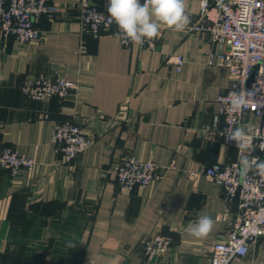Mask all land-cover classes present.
Instances as JSON below:
<instances>
[{
  "label": "crops",
  "instance_id": "0c3cea01",
  "mask_svg": "<svg viewBox=\"0 0 264 264\" xmlns=\"http://www.w3.org/2000/svg\"><path fill=\"white\" fill-rule=\"evenodd\" d=\"M49 2L59 12L38 21L40 41L20 44L0 32V147L35 161L16 176L0 168V264H211L212 246L225 240L238 204L226 208L224 189L205 171L235 162L238 148L201 132L224 126L215 124L217 96L231 77L209 65V34L190 30L201 21L200 1L185 0L183 31L161 25L155 50H127L106 31L83 34L75 0ZM90 2L107 12V0ZM177 55L185 59L179 73ZM38 75L77 82L79 92L28 99L22 88ZM65 122L93 139L71 162L51 143ZM127 156L165 171L126 192L114 169ZM200 215L214 224L198 238L187 229ZM157 235L172 245L149 259L145 243ZM234 264H264L262 241Z\"/></svg>",
  "mask_w": 264,
  "mask_h": 264
},
{
  "label": "built area",
  "instance_id": "2783aa9c",
  "mask_svg": "<svg viewBox=\"0 0 264 264\" xmlns=\"http://www.w3.org/2000/svg\"><path fill=\"white\" fill-rule=\"evenodd\" d=\"M80 7L78 24L83 34L97 36L106 31L115 37L127 50L136 43L125 42L118 35L115 22H109L107 12L99 10L90 0H75ZM201 21L192 26L194 32H207L215 50L209 52V65L228 69L230 81L228 90L217 96L219 119L222 128H202V134H217L225 144L238 148L235 162L209 166L206 176L220 185L225 192L226 208L237 202L238 212L230 221L226 238L215 243L211 250V264H234L236 260L248 256L251 248L262 241L264 247V176L249 171L245 175L239 160L248 155L264 160V0H199ZM143 3V0H141ZM59 9L49 0H1L0 32L6 38H14L20 44L37 42L43 31L37 26L43 17H54ZM157 36L137 44L140 49L155 50ZM176 71H182L185 64L183 56L173 58ZM23 94L31 100L49 101L64 99L78 94L77 82L65 78H51L38 75L22 88ZM233 93H244L246 103L233 110ZM255 117L258 122L252 121ZM238 128H243L248 142L241 148L232 138ZM56 154L62 155L66 162L84 152L93 144L76 124L59 123L51 136ZM35 166L33 158L20 154L8 146L0 147V168L8 169L13 176L31 171ZM160 168L153 161H143L135 156H127L114 169L120 187L126 192L144 188L158 179ZM172 245V238L157 235L145 243L149 259L166 254Z\"/></svg>",
  "mask_w": 264,
  "mask_h": 264
},
{
  "label": "clouds",
  "instance_id": "9594fccd",
  "mask_svg": "<svg viewBox=\"0 0 264 264\" xmlns=\"http://www.w3.org/2000/svg\"><path fill=\"white\" fill-rule=\"evenodd\" d=\"M107 19L115 22L118 35L125 42L143 44L159 34L161 25H167L176 31H183L189 23L185 12V0H107ZM233 110H239L245 103L244 93L232 94ZM232 138L243 148L248 142L243 128H238ZM245 175L249 171L264 176V160L245 155L239 160ZM214 221L207 215H200L188 226V233L193 237H204L212 230ZM71 246V245H70Z\"/></svg>",
  "mask_w": 264,
  "mask_h": 264
}]
</instances>
